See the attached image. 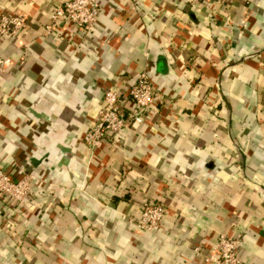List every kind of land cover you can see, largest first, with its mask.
<instances>
[{
  "label": "crops",
  "instance_id": "0c3cea01",
  "mask_svg": "<svg viewBox=\"0 0 264 264\" xmlns=\"http://www.w3.org/2000/svg\"><path fill=\"white\" fill-rule=\"evenodd\" d=\"M62 1L0 0L26 21L0 36V168L31 190L0 193V264H207L225 232L264 264V0H99L46 34ZM141 72L154 107L90 147L104 91L126 112Z\"/></svg>",
  "mask_w": 264,
  "mask_h": 264
},
{
  "label": "built area",
  "instance_id": "2783aa9c",
  "mask_svg": "<svg viewBox=\"0 0 264 264\" xmlns=\"http://www.w3.org/2000/svg\"><path fill=\"white\" fill-rule=\"evenodd\" d=\"M197 4L205 0H190ZM225 1V0H218ZM101 11L99 0H63L55 4L50 12V23L45 27L48 34L58 24H73L83 30H89L96 23ZM26 27V21L19 14L0 12V36L14 35ZM10 63L8 57L0 55V74ZM124 98L129 99L131 106L125 112L121 104V94L118 90L108 88L104 91L102 103L96 121L86 130L85 142L92 148L100 147L105 139L112 134L123 132L132 122L142 121L145 113L154 107L157 99L156 92L149 75L139 73ZM30 178L12 180L0 168V193L21 201L30 195ZM165 214L161 203L149 202L144 205L136 222L141 229L154 230L160 226ZM239 238L226 232L217 237L214 251L206 257L207 264H240L237 253Z\"/></svg>",
  "mask_w": 264,
  "mask_h": 264
},
{
  "label": "flooded vegetation",
  "instance_id": "af4514ba",
  "mask_svg": "<svg viewBox=\"0 0 264 264\" xmlns=\"http://www.w3.org/2000/svg\"><path fill=\"white\" fill-rule=\"evenodd\" d=\"M101 106V105H100Z\"/></svg>",
  "mask_w": 264,
  "mask_h": 264
}]
</instances>
